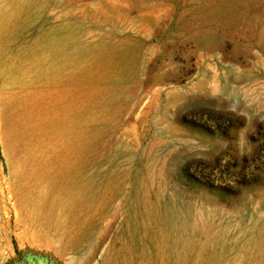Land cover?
Segmentation results:
<instances>
[{"label": "rangeland", "instance_id": "obj_1", "mask_svg": "<svg viewBox=\"0 0 264 264\" xmlns=\"http://www.w3.org/2000/svg\"><path fill=\"white\" fill-rule=\"evenodd\" d=\"M66 180L112 211L60 259ZM168 206L181 264H264V0H0V264H174Z\"/></svg>", "mask_w": 264, "mask_h": 264}, {"label": "bare ground", "instance_id": "obj_2", "mask_svg": "<svg viewBox=\"0 0 264 264\" xmlns=\"http://www.w3.org/2000/svg\"><path fill=\"white\" fill-rule=\"evenodd\" d=\"M106 63V60L97 63L94 72L98 76L104 77L107 74ZM63 182L51 200V208L45 212H41L37 204L35 209L33 208L35 212H39L37 215L39 220L50 219L53 222L51 228L55 231V234H49L48 230L43 228L42 222L39 223L41 226L37 224V227H40V241L42 240L43 243L41 249H46L51 257L60 259L81 251L83 240L88 234L98 231L99 224L112 211L104 209L110 199L104 192L96 190L95 185L88 182L80 184L70 180ZM30 193L32 195V192ZM19 220L18 223H24L27 230L34 227V223L32 224L30 220ZM240 226L239 223L231 225L226 227L224 232L226 234L227 231L241 228ZM188 230L183 208L175 209L168 206L160 239L166 245L169 258L171 259L172 256L175 259L174 264H181L186 259L190 244ZM217 261H222L221 256L217 257ZM116 264H130L128 256L123 257L122 262Z\"/></svg>", "mask_w": 264, "mask_h": 264}]
</instances>
